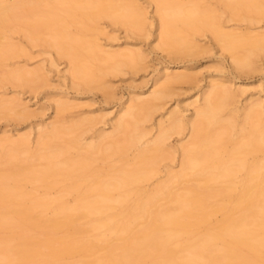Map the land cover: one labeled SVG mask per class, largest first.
<instances>
[{
  "label": "bare ground",
  "instance_id": "1",
  "mask_svg": "<svg viewBox=\"0 0 264 264\" xmlns=\"http://www.w3.org/2000/svg\"><path fill=\"white\" fill-rule=\"evenodd\" d=\"M151 1L166 48L181 52L185 44L180 31L189 27L213 35L240 68L249 65V55H238L236 49L247 46L251 53L264 52V36L225 33L208 8L190 1ZM262 1L218 0L232 11L250 10L264 15ZM74 16L79 17L77 23L82 28L104 17L128 31L139 29L145 18L130 0L0 2V29L10 30L9 23L21 22L19 29L27 39L35 38L42 30L54 32H50L47 45L68 61L76 82L90 81L93 70L101 71L91 62L118 66L133 64L137 59L135 52H104L94 41L73 36L66 24ZM15 47L0 43V66L16 53ZM32 75L18 68L2 76L29 82ZM165 77L149 99L133 98L118 113L111 132L98 134L84 144L78 140L80 135L73 140L64 138L81 124L63 128L50 123L38 130L30 158L19 160L16 156L17 160L12 161L19 149L27 150V137L1 140L0 162L8 163V168L0 174V264H264V159L258 157L264 154V105L259 100L250 101L240 118L234 110L225 115V106L235 93L224 84L212 85L202 93L201 102L193 106L192 118L186 122L191 140L177 148L178 171L167 173L165 180L151 190H142L140 184L149 178L170 132L180 130L182 124L183 118L173 113L167 127L160 124L157 135L142 143L146 133L141 124L150 117L155 101L167 95L170 84L184 79L181 74ZM11 107L15 112L24 109L14 100L0 99V108ZM64 108V102L56 104L57 112ZM236 126L242 138L225 151L221 141L230 142L229 132ZM71 147L81 151L76 158L68 156ZM131 150L135 154L127 165L126 154ZM95 155L102 160L116 156L120 165H108L103 174L98 168L97 175H93L89 170ZM35 156L46 162L33 168L29 159ZM184 176H201L202 184L187 185L174 193L175 180ZM27 184L30 190H25ZM55 188L58 195L49 197ZM71 195L74 202L68 205L65 196ZM161 200L173 207L158 204ZM48 210L50 217L41 219V213ZM216 213L221 214V220L212 228H204ZM140 219L143 221L136 226ZM81 220L83 224L78 223ZM82 225H88L90 231L109 232L119 243H113L105 234L98 240L75 239V234H83ZM202 227L198 235L193 233ZM99 251L102 255L96 256ZM72 255H77L78 261L68 262Z\"/></svg>",
  "mask_w": 264,
  "mask_h": 264
},
{
  "label": "rangeland",
  "instance_id": "2",
  "mask_svg": "<svg viewBox=\"0 0 264 264\" xmlns=\"http://www.w3.org/2000/svg\"><path fill=\"white\" fill-rule=\"evenodd\" d=\"M1 1L10 3L13 0ZM130 1L139 6L145 16L142 26L137 30L128 31L124 26L104 17L91 22L85 28L77 23L80 21L78 16L68 20L66 27L73 36L94 41L104 52L128 50L138 54L137 59L130 65L116 66V63H112L107 66L99 62H91L92 67L100 66L101 71L93 70L94 77L90 81L76 82L72 78L68 61L47 45L52 31L42 30L36 34L35 38L27 39L24 32L19 29L21 22L9 23L10 30L0 29V43L16 46V53L3 60L0 66V99L14 100L15 104H20L25 109L22 110L23 112H15L13 107L0 108V143L7 137L11 139L20 138L23 135L27 137V150L22 152L19 149L14 155L16 159L13 157L12 161H16L18 156L19 160L30 158L29 154H32L35 149L38 130L50 123L63 128L81 124L75 133L64 136L66 139L73 140L80 135L78 137V140H81H79L80 144L92 140L98 134L111 132L112 122L122 109L132 103L133 98L149 99L151 92L158 90L163 84L166 74H181L184 76L183 81L169 85L167 95L155 101L156 106L150 117L141 124L146 133L142 139L144 143L157 135L160 124L167 127V119L171 114H178L183 118L180 130L170 132L166 139L161 156L155 159L149 178L140 184L142 190H151L157 183L165 180L167 173L178 171L180 153L177 148L191 140L186 122L192 118L193 106L201 102L202 93L212 85L224 84L235 93L234 98L225 106V115L234 110L235 116L240 118L243 108L250 101L259 100L264 105V52L256 50L251 53L249 47H239L236 49L238 55H249V65L240 68L232 62L229 52L220 46L213 35L205 30L189 27L180 31V38L185 44L181 52H177L175 48H166L159 36L155 4L151 0ZM180 1L194 2L202 8H208L211 15L216 18L220 29L225 33L264 36V15L250 10L232 11L223 7L218 0ZM262 7H264V1H262ZM18 68H24L33 73L29 82L6 80L2 76L5 71ZM113 68L116 69L113 70ZM59 101L64 102L66 108L57 112L56 104ZM84 119H88L89 122ZM238 130L239 126H236L229 132L230 142L221 141L225 151L230 150L242 138V135L237 134ZM117 136L121 137V134L118 133ZM60 142V139L57 140V143ZM80 152L78 147H71L68 156L76 158ZM134 154V150L127 152V165L132 162ZM258 157L264 159V154H259ZM93 158L95 161L89 170L93 175H97L98 168L102 169L101 174H103L109 166L120 165L116 156L106 160L99 159V155ZM248 158L250 160V157ZM44 162L46 160L39 156L29 159V164L33 168ZM5 163L0 162V174L8 168V163L7 165ZM240 175H237V182ZM1 177L6 180L4 175ZM175 182L172 191L178 193L187 185L202 184V177L184 176ZM30 188L29 184L25 185V190ZM38 191L42 193L40 189ZM39 192L35 194H40ZM58 193L59 190L55 188L50 191L49 197H56ZM127 197L131 198V196ZM65 200L68 205H72L74 197L65 196ZM158 204L165 205L167 208L173 207L172 203L164 200L159 201ZM50 215L51 212L49 213L48 210L41 213L40 217L44 220ZM220 220L221 214L216 213L204 228H212ZM141 221L143 220L140 219L135 225L138 226ZM78 223L83 224L84 221L81 220ZM84 225H82L85 229L83 234H75V239L82 237V239L98 240L105 234L109 240H113V243H119L115 235L100 229L90 231L88 225ZM202 231L203 227L194 230L193 233L198 235ZM102 253L103 251L96 252V256ZM67 261L76 262L78 256L72 255L67 258Z\"/></svg>",
  "mask_w": 264,
  "mask_h": 264
}]
</instances>
